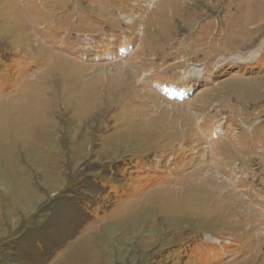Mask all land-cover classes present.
Here are the masks:
<instances>
[{
	"label": "rangeland",
	"instance_id": "1",
	"mask_svg": "<svg viewBox=\"0 0 264 264\" xmlns=\"http://www.w3.org/2000/svg\"><path fill=\"white\" fill-rule=\"evenodd\" d=\"M0 264H264V0H0Z\"/></svg>",
	"mask_w": 264,
	"mask_h": 264
},
{
	"label": "bare ground",
	"instance_id": "2",
	"mask_svg": "<svg viewBox=\"0 0 264 264\" xmlns=\"http://www.w3.org/2000/svg\"><path fill=\"white\" fill-rule=\"evenodd\" d=\"M105 66V65H104ZM103 69V68H102ZM105 69H108L107 67H105Z\"/></svg>",
	"mask_w": 264,
	"mask_h": 264
}]
</instances>
